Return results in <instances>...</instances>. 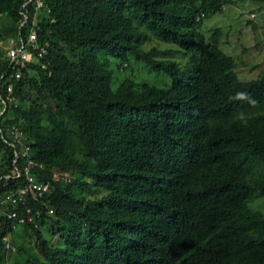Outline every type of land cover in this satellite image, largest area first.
<instances>
[{
  "label": "trees",
  "instance_id": "1",
  "mask_svg": "<svg viewBox=\"0 0 264 264\" xmlns=\"http://www.w3.org/2000/svg\"><path fill=\"white\" fill-rule=\"evenodd\" d=\"M43 2L46 68L22 69L11 81L16 107L0 116V202L24 185L5 178L14 168L11 125L44 167L30 174L49 185L31 203L38 228L23 226L36 248L21 258L18 247L12 263L264 264V212L250 207L264 197V72L240 81L219 48L220 29L208 40L200 31L232 1ZM23 4L0 0V40L17 34ZM3 53L1 93L9 79L1 78ZM133 60L170 84L117 79L113 65L121 72ZM12 224L0 217V264Z\"/></svg>",
  "mask_w": 264,
  "mask_h": 264
},
{
  "label": "built area",
  "instance_id": "2",
  "mask_svg": "<svg viewBox=\"0 0 264 264\" xmlns=\"http://www.w3.org/2000/svg\"><path fill=\"white\" fill-rule=\"evenodd\" d=\"M29 6H32L31 10H29ZM20 14L22 21L19 24L18 32L14 37L7 39L6 48L3 50V60L8 62V70L7 74L1 78L8 76L9 79L4 92H0V116L5 112L8 105L16 107V100L13 95L14 87L11 81L22 77V69L27 64L37 65L41 69L46 68L42 60L48 54L49 43L47 41L40 42L39 32L41 27L38 21L41 15L47 16L49 10L45 7L43 0H24ZM250 16L254 18L253 13ZM49 23L54 24V20H50ZM6 134L10 142L4 141L14 149V168L11 174L5 178L18 180L23 177L24 185L5 194L4 199L0 202V217H4L7 221L13 222V229L20 226L23 227L27 224L38 228L36 218L40 217V213L39 211L33 212L31 203L37 202L44 197L49 192V185L36 180L30 174V169L37 167L42 170L44 167L30 158L29 147L24 145L21 132L17 126L11 125L8 127ZM0 135L3 139L1 130ZM16 146H21L23 150L18 153ZM20 158L25 159V165L22 170L15 166ZM53 177L69 179L70 174L67 172H53ZM53 213V208H50L48 214ZM2 244L6 256V264H13L9 255L15 254L17 247L12 243L9 235L2 239Z\"/></svg>",
  "mask_w": 264,
  "mask_h": 264
},
{
  "label": "rangeland",
  "instance_id": "3",
  "mask_svg": "<svg viewBox=\"0 0 264 264\" xmlns=\"http://www.w3.org/2000/svg\"><path fill=\"white\" fill-rule=\"evenodd\" d=\"M232 4L223 6L221 11L216 14L209 15L202 21L200 31L209 39L211 33L220 29L222 32L219 39V48L227 56L232 57L235 64V74L240 81H252L259 78L264 72V7L258 3L231 0ZM254 14V18L250 15ZM250 20L253 23H248ZM254 26V27H253ZM7 39L0 40V50L6 48ZM152 46L161 47V44L150 42L147 48ZM113 64L110 60V66ZM115 69V77L117 79L129 74L135 82L156 84L163 86L164 80L166 84H170V78L161 74L148 73L144 66L136 60L130 62V67L121 72ZM153 76H152V75ZM164 78V80L162 79ZM250 207L264 212V197L257 199ZM42 236L52 245L56 243L46 229H41ZM29 233L23 227H17L10 236L12 243L18 247H23L24 252L17 255L26 258L29 254H33L36 248L34 238L29 237ZM13 258V256H10ZM13 262V260H11Z\"/></svg>",
  "mask_w": 264,
  "mask_h": 264
}]
</instances>
